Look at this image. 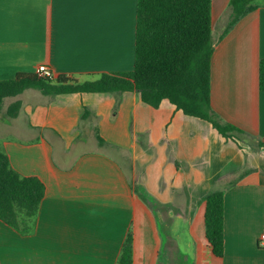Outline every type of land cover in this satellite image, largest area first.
Listing matches in <instances>:
<instances>
[{
	"label": "crops",
	"instance_id": "1",
	"mask_svg": "<svg viewBox=\"0 0 264 264\" xmlns=\"http://www.w3.org/2000/svg\"><path fill=\"white\" fill-rule=\"evenodd\" d=\"M229 2L211 0L210 102L250 136L226 139L136 90L4 99L20 109L0 119V150L44 195L32 233L0 221V264H116L129 232L132 264H264V0L224 33ZM136 3L0 0V81L39 65L78 82L131 71ZM211 190L223 191L220 257L205 236Z\"/></svg>",
	"mask_w": 264,
	"mask_h": 264
},
{
	"label": "trees",
	"instance_id": "2",
	"mask_svg": "<svg viewBox=\"0 0 264 264\" xmlns=\"http://www.w3.org/2000/svg\"><path fill=\"white\" fill-rule=\"evenodd\" d=\"M260 0H230L226 33ZM211 0H137L134 30V62L129 72L101 73L95 80L78 82L65 76L55 80L35 74H17L0 81V111L3 100L27 89L46 96L67 93H121L136 90L141 101L156 109L167 100L184 115L204 120L224 138L250 136L224 123L210 102ZM259 89L264 91V60L259 63ZM18 101L5 110L17 116ZM89 112L85 109L82 118ZM98 142L103 140L97 135ZM263 146V143H259ZM44 186L36 177H22L0 150V221L22 235L32 233ZM205 202L206 240L215 256L223 253V191L211 190ZM116 264H132V236L127 233Z\"/></svg>",
	"mask_w": 264,
	"mask_h": 264
},
{
	"label": "built area",
	"instance_id": "3",
	"mask_svg": "<svg viewBox=\"0 0 264 264\" xmlns=\"http://www.w3.org/2000/svg\"><path fill=\"white\" fill-rule=\"evenodd\" d=\"M34 74L39 78L55 80L54 72L47 65H39ZM259 242L264 246V233L260 235Z\"/></svg>",
	"mask_w": 264,
	"mask_h": 264
},
{
	"label": "rangeland",
	"instance_id": "4",
	"mask_svg": "<svg viewBox=\"0 0 264 264\" xmlns=\"http://www.w3.org/2000/svg\"><path fill=\"white\" fill-rule=\"evenodd\" d=\"M26 94L38 95V97H40V96H39V95H40V92L37 91V90H34V89L27 90V91L25 92V95H26ZM9 102H10L9 99H6V100L3 101L2 110L0 111V119H1V118H4V112H5V109L7 108ZM1 120H3V119H1ZM4 122H5V121H4Z\"/></svg>",
	"mask_w": 264,
	"mask_h": 264
}]
</instances>
